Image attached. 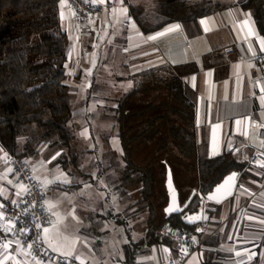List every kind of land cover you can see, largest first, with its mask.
I'll list each match as a JSON object with an SVG mask.
<instances>
[{"label": "crops", "instance_id": "obj_1", "mask_svg": "<svg viewBox=\"0 0 264 264\" xmlns=\"http://www.w3.org/2000/svg\"><path fill=\"white\" fill-rule=\"evenodd\" d=\"M182 1L191 4L202 0ZM206 1L215 8L211 14L197 21L161 26L155 0H123V3L121 0H105L109 7L84 25L76 24L67 2L61 0V27L69 42L66 68L72 52L78 59L91 63L97 50L101 53L107 46L110 49L123 42L126 57L128 55L127 67L136 76L163 65L178 73L184 87L193 94L198 158L213 159L224 154L227 162L235 166L232 171L240 172L233 195L216 205L219 212L210 216L204 210L208 223L198 227L202 229L201 233L193 235L194 249L184 264H264V223H261L264 221V172L248 163L252 152L261 145L250 124L257 121L264 125V52L260 51L259 45V39L264 36L258 32L251 12L244 8L247 0ZM121 8L127 9L126 16L120 14ZM246 20L249 21L247 26L244 24ZM174 25L179 28L167 31ZM249 29L254 33L252 36L248 35ZM149 36L156 38L149 40ZM250 45L255 55L249 51ZM214 151L216 155H213ZM8 154L0 143V177H4L0 178V190H4L7 196V199L0 196L3 203L21 199L16 195L19 183L15 171L6 162ZM31 160L36 171L53 165L52 158H46L42 152ZM9 168L13 171L8 172ZM9 180L12 183H8ZM48 185L56 192L73 190L52 183ZM178 190L179 196L181 192L185 195L193 192L189 186ZM112 192L114 197L121 195L118 190ZM133 193L132 190L123 193L129 204L122 212L112 199L108 207L102 198L100 204L89 208L87 230L79 225L81 221L76 216L77 223L69 220L58 223L57 239L66 249H74V255L79 256L84 264H123V246L130 241L138 242L144 235V221L141 234L135 233V226L129 225V220L127 229L115 221L117 215L137 201L132 200ZM105 211L115 217L103 221ZM48 212L51 222H55L52 215L57 218V212L54 209ZM68 216L73 218L69 212ZM4 239L18 238L14 233L0 231V240ZM41 244L51 251L47 244ZM15 248L13 245L9 251L17 261L35 264L32 256L23 255ZM252 253L256 255L249 259ZM137 261L140 264H166L163 249L156 248L143 251ZM70 262L79 264L75 260ZM5 264H13V261L8 260Z\"/></svg>", "mask_w": 264, "mask_h": 264}, {"label": "trees", "instance_id": "obj_2", "mask_svg": "<svg viewBox=\"0 0 264 264\" xmlns=\"http://www.w3.org/2000/svg\"><path fill=\"white\" fill-rule=\"evenodd\" d=\"M60 1L0 0V143L9 154L25 161L44 149L46 158L68 170L75 165L71 152L75 137L69 127L73 110L64 84L69 42L61 27ZM155 3L161 26L197 21L215 9L206 0L191 4L182 0ZM244 8L251 12L258 32L264 36L262 0H247ZM137 78L113 109L124 163L119 184L113 189L124 193L134 187L138 193L137 201L117 215L115 221L126 228L130 218L146 215L142 239L123 246V264H140L137 258L143 251L171 247V242L160 234L167 224L193 236L202 224L187 225L182 218L200 209L210 216L219 212V206L205 204L199 193L210 190L235 168L224 154L213 159L198 158L193 94L184 87L178 73L163 65L141 72ZM152 92L158 95V101L137 103L136 99ZM150 143L155 144L145 162L137 163L136 154ZM161 164L171 171L170 165L181 166L193 178L184 187L189 186L195 194L179 215L161 217L158 213L156 181ZM190 194L185 195L183 203ZM113 217L108 212L101 219Z\"/></svg>", "mask_w": 264, "mask_h": 264}, {"label": "rangeland", "instance_id": "obj_3", "mask_svg": "<svg viewBox=\"0 0 264 264\" xmlns=\"http://www.w3.org/2000/svg\"><path fill=\"white\" fill-rule=\"evenodd\" d=\"M88 52L89 50H87ZM93 56L94 59L90 63L85 59H78L72 52L68 68L65 69L64 84L68 88L73 110V118L69 122V127L75 137L71 149L72 154L75 155V165L64 170L54 164L53 160L52 166H46L36 171L34 166L32 168L31 158L27 159L34 178L45 190L46 208L48 204L53 205L51 209H54L62 218L60 223L67 220L77 223L75 219L68 216V212L72 214L74 211V215L81 221L79 225H83L85 230L89 228L87 210L100 204L102 198L107 207L112 199L119 212H122L129 204L126 203V198L122 193L124 190L118 189V193L121 195L117 197H114L112 192L114 191L113 187L119 184V172L124 165L122 147L117 136V126L113 120V109L117 100L130 91L138 81L135 73L127 67V65L129 66L128 55L126 57L123 42L115 47L111 46L110 49L107 46L101 53L97 50ZM79 61L80 64H78ZM156 100L158 101V95L153 92L136 99L137 103L142 105ZM154 144H145L142 147L136 154L137 163L145 162ZM43 151L44 149L42 153ZM170 166L176 187L183 189L184 183H190L191 174H187L181 166L173 164ZM102 171L103 174H101ZM165 173V165H159L156 181L158 194L156 206L161 217H163L164 208L167 205L164 185ZM42 176L46 179H43ZM58 177L59 179H57ZM65 179L69 182L64 183ZM45 181H53L52 185L68 187L73 190L63 193L56 192L51 190L48 184L45 187ZM134 189V187L129 189V191H134L133 201L138 199V193ZM181 193L180 201L183 203L185 194ZM145 217L146 215H141L129 219L128 224L131 226L134 224L136 234H141V223ZM52 220L56 221L57 218L52 215Z\"/></svg>", "mask_w": 264, "mask_h": 264}, {"label": "built area", "instance_id": "obj_4", "mask_svg": "<svg viewBox=\"0 0 264 264\" xmlns=\"http://www.w3.org/2000/svg\"><path fill=\"white\" fill-rule=\"evenodd\" d=\"M72 13L73 19L76 24L84 25L89 20H94L100 12L107 9L109 4L107 2L99 3L97 0H65ZM264 5V0H262ZM259 61H263V58H259ZM257 121H252L250 124L251 130L256 132L257 139L260 141V148L254 150L249 157V165L259 171L264 172V167H259V163H264V127ZM7 164L15 171L16 178L19 184H24L29 189L28 194H25L18 200L17 205L12 203H3L5 207L0 209L7 218L19 217L17 227L30 229L27 236L20 235L19 232H14L16 237L21 241L24 248L27 249V245L37 239L38 230L35 227L36 223L41 224L43 227H50L51 216L45 208H41V205L45 206L46 196L45 193L34 178L33 172L27 161L18 158L15 155L8 154L6 157ZM264 193V184L262 186ZM35 204L36 207L31 206ZM29 208L30 211L24 214L23 210ZM33 216H35V222H33ZM3 221L0 223H6ZM202 229L197 228L196 233H201ZM161 236L169 240L172 244L171 247H165L163 249L166 264H184L189 254L194 249L193 236L179 231L178 229L167 224L162 227L160 231ZM165 249L168 251L166 252ZM47 252V255L44 253ZM32 257L35 256L37 259L47 262L49 258L58 259V256L43 247L40 244L39 247L33 248ZM70 264H76L70 262Z\"/></svg>", "mask_w": 264, "mask_h": 264}, {"label": "snow or ice", "instance_id": "obj_5", "mask_svg": "<svg viewBox=\"0 0 264 264\" xmlns=\"http://www.w3.org/2000/svg\"><path fill=\"white\" fill-rule=\"evenodd\" d=\"M97 2L99 3H104L105 0H97ZM63 3V0H62ZM121 3H123V0H121ZM120 14L126 16L127 15V9L126 8H121L120 9ZM202 23H204V21H202ZM249 23L248 20H246L244 22V24L247 26ZM133 28H135V24L132 25ZM179 28V25H174L172 27H170L169 29H167V31H174L176 29ZM164 33H159L158 35H163ZM254 33L251 29H249L248 35L252 36ZM156 37L154 36H149L148 39L152 40L155 39ZM259 39V38H258ZM259 45H260V51L264 52V39H259ZM249 51L253 52V55H255V51L252 49L251 45L249 46ZM195 79V78H193ZM264 90V89H262ZM262 101H264V97H262ZM240 121H237V124H239ZM218 127V126H217ZM264 127V126H261ZM217 152L214 151L213 155H216ZM53 159H55V157H53ZM259 167H264V163H259L258 164ZM13 170L11 168L8 169V172H12ZM63 175V174H61ZM0 178H4V177H0ZM236 178V174L233 173L231 175H229L227 177V179L224 181L223 184H221L217 189L216 192L220 193L222 191L225 192V194L227 195H231V191L230 188L232 186V184L234 183ZM59 179V177L57 178ZM53 181H45L44 182V186L46 187L48 183H52ZM64 183H68L69 181H67L66 179L63 181ZM8 183H12V181H8ZM17 192L16 195L18 197H22L25 194H28L29 189L27 188L26 185L24 184H18L17 186ZM169 187H171V181H169ZM0 196H4L5 199H7V196L4 195V190H0ZM214 196H210L209 199H214ZM219 202V201H217ZM11 203L13 205H17L18 201L17 200H12ZM5 207V205L3 203H0V209H3ZM32 208L36 207L35 204H33L31 206ZM53 207V205L48 204L47 205V209H51ZM41 208H45L44 205H41ZM174 210H178L175 208V203H173L172 207H169L166 211L168 212H172ZM30 211L29 208H25L23 210L24 214H27ZM73 215V219H76L75 215H74V211L72 213ZM201 217H189L188 220L189 222H194L197 219H200ZM61 219L58 215H57V220L55 222H51V226L50 227H43L41 224L36 223L35 227L38 230L37 232V239L35 241H33L32 243H29L27 245V249H25L21 243L20 240H11V239H4V240H0V249H3V252L0 253V264H5L6 261L8 260H12L13 264H21V262L17 261L16 257L14 255L11 254V252L9 251L10 249L13 248V245L16 246V248L14 250H18L21 254L23 255H28L31 256L32 255V250L33 248H37L40 246L41 243L47 244L48 248L51 249L52 252L57 253L58 259H54V258H49V260L47 262L42 261L37 259L35 256H33V260L35 261V264H70V261L75 260V261H79V264H84V261L79 257V256H75L74 255V249L69 250L66 249L65 246L63 244H61L59 242V240L57 239L58 233L56 232L57 229V225L58 223L61 222ZM7 221L6 223H0V231H2L5 234H9V233H14V232H19L20 235L22 236H27L30 229L28 228H19L17 227V224L19 222V217L17 218H7L5 217L3 212H0V222L3 221ZM33 222H35V216H33ZM261 223H264V221H261ZM66 239V238H65ZM195 239V238H193ZM127 242V241H125ZM165 251L167 252L168 250L165 249ZM44 255H47V252L44 253ZM237 255L239 256L240 253L237 252ZM255 253H252L251 255H249V259H252L253 256H255Z\"/></svg>", "mask_w": 264, "mask_h": 264}, {"label": "water", "instance_id": "obj_6", "mask_svg": "<svg viewBox=\"0 0 264 264\" xmlns=\"http://www.w3.org/2000/svg\"><path fill=\"white\" fill-rule=\"evenodd\" d=\"M235 173L236 174V178L234 183L232 184L230 191H231V195H227L225 194L224 191L217 193L216 189L224 183V181L227 179V177L231 174ZM240 175L239 171L233 170L231 172H229L228 174H226L225 176H223L220 181L218 183H216L210 190L203 192V193H199V196L204 200L205 203H212L215 205H220L222 204L224 201H226L227 199H229L235 190L237 181H238V177ZM169 181H171V187H169ZM165 191L167 194V205L164 208V214L166 217H169L171 215H179L181 213H183L185 211V209L188 207L189 202L192 198V196L195 194V191H193L190 195V197L188 198V200L185 203H181L180 201V196H179V191L174 183V179H173V174L171 169L167 166L166 167V173H165ZM210 196H214V199H209ZM219 201V202H217ZM173 203H175V208L178 210H174L172 212H168L166 211L169 207L173 206ZM201 217L200 219L195 220L194 222H189L188 218L189 217ZM183 222L187 225H196V224H203L205 222H207L208 220V216L207 214H204V209H200L197 213L194 214H187L182 218Z\"/></svg>", "mask_w": 264, "mask_h": 264}]
</instances>
